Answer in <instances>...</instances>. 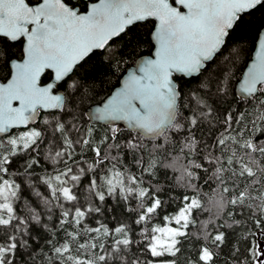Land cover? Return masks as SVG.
<instances>
[{"label":"snow or ice","instance_id":"1","mask_svg":"<svg viewBox=\"0 0 264 264\" xmlns=\"http://www.w3.org/2000/svg\"><path fill=\"white\" fill-rule=\"evenodd\" d=\"M145 23L150 53L82 111ZM0 69V264H217L230 235L224 264H264V0H0ZM161 167L193 193L174 212Z\"/></svg>","mask_w":264,"mask_h":264},{"label":"trees","instance_id":"2","mask_svg":"<svg viewBox=\"0 0 264 264\" xmlns=\"http://www.w3.org/2000/svg\"><path fill=\"white\" fill-rule=\"evenodd\" d=\"M88 1V0H87ZM76 3V2H75ZM261 23V17L260 14H255L250 21H246L245 23H242L238 29L236 30V32L234 33V38L235 39H241L244 37H252L255 34L256 28L259 26V24ZM151 27L152 24L151 23H145L142 25H137L134 29V32L136 33V35L142 39L144 41V43L139 47L136 48L135 52H133L131 47H128L125 50V63L121 65V70L115 74H109L107 77H102V79L105 81L102 85L100 84V82H97V93H92L90 94L93 98L88 99L86 98L83 102L82 108L81 110H87L88 107L97 104L98 102L102 101L111 91L112 89L117 86L119 78L123 75V73L130 67L133 65L134 61L142 56V55H146L149 54L151 49L149 46V32L151 31ZM243 46L247 47V44H244ZM19 45H17V47L12 48V52L16 53L18 50ZM244 57L241 58V61H243ZM99 57L98 55H94L85 65L84 68L85 69H91V67L95 64L98 63ZM83 71V70H82ZM8 73V69H0V77L2 76H6ZM46 79V77H45ZM236 106V105H234ZM85 120H88L90 123H92V125L97 129V134L98 135H103L104 131H105V125L99 124V123H94L91 122L87 116L84 117ZM121 128V137H126L129 133V130L125 129L122 126H119ZM16 130H12V132H15ZM145 143H148L149 148H151V143H149L148 141H145ZM91 154H89L90 156ZM173 155H175V153H173ZM161 159H163V157H161ZM165 163H167L168 161L165 160ZM48 167V172H51V167ZM36 175H46V172L43 169H37ZM180 173L177 170L174 169H170V168H164L161 167L159 173L157 174L156 177V181H158L161 185H163L166 188H170L171 189V195L174 197H177V199L174 202H171L169 207L167 208V212H174L178 206H179V197L182 196L183 194H189L192 195L193 193L190 190H185L181 187H178V177H179ZM18 182L20 178H17ZM154 181V182H156ZM202 184V182H201ZM26 185H22V188H25ZM38 188L40 191H44L43 186H39ZM215 189V185L212 184L211 186L209 185H203L200 188V198L202 203L204 204V210L197 212L195 214V219H196V223L194 225L191 226V231L196 232L199 230L200 228V224L201 222L209 219V217L212 215V212L214 211V209L212 211H209V209L211 208V205L209 203V199L212 197L213 192ZM23 196L25 198H32L35 199V197L32 195L31 190H26L23 192ZM164 199H168V196H164ZM110 203H112V201H109ZM113 207L116 208V211L113 213H105V218H106V222H108L110 225L114 224L115 221L111 219L112 216H119L120 213V208L116 207L115 204H113ZM235 237L231 236L229 237V244L228 246L224 247L223 249V254L220 256L219 260L217 261V264H224L225 259L227 258V254L229 252V249L232 245V243L234 242ZM185 251L183 252V255H181L179 257V264H183V261L185 258L190 257V256H194L195 255V248L193 247V245L191 244H185ZM36 257V261L37 264H44L43 261L40 260V255L41 253H36L34 254Z\"/></svg>","mask_w":264,"mask_h":264},{"label":"water","instance_id":"3","mask_svg":"<svg viewBox=\"0 0 264 264\" xmlns=\"http://www.w3.org/2000/svg\"><path fill=\"white\" fill-rule=\"evenodd\" d=\"M147 55H148V54H146V55H142V56H147ZM140 57H141V56H140ZM140 57H138V58L134 61L133 65L130 66V67H129V68L123 73V75L119 78V81H118L117 86H115V87L112 89V91L115 90V89L119 86V84H120V80L124 77V75L126 74V72H127V71H131V70L135 67V65L138 63V60H139ZM112 91H111V92H112ZM111 92H110V93H111ZM110 93H109V94H110ZM109 94H108V95H109ZM97 104H98V103H97ZM97 104H94V105L88 107V108H87V111H88V112H91L92 110H94V108L97 106ZM86 116H87V115H86ZM87 117H88V119L91 121L90 116H87ZM91 122L99 123V124L104 125V122H95V121H91ZM117 123H118L119 126H122V127H124L125 129L129 130V129L127 128V126H126L123 122H117ZM0 135H3V134H0Z\"/></svg>","mask_w":264,"mask_h":264},{"label":"flooded vegetation","instance_id":"4","mask_svg":"<svg viewBox=\"0 0 264 264\" xmlns=\"http://www.w3.org/2000/svg\"><path fill=\"white\" fill-rule=\"evenodd\" d=\"M67 2L71 4L72 6L78 7L81 11L85 9L88 3L87 0H67Z\"/></svg>","mask_w":264,"mask_h":264}]
</instances>
